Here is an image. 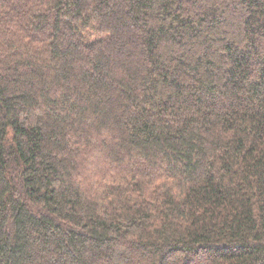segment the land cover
Returning <instances> with one entry per match:
<instances>
[{
    "label": "trees",
    "instance_id": "trees-1",
    "mask_svg": "<svg viewBox=\"0 0 264 264\" xmlns=\"http://www.w3.org/2000/svg\"><path fill=\"white\" fill-rule=\"evenodd\" d=\"M0 264H264V0H0Z\"/></svg>",
    "mask_w": 264,
    "mask_h": 264
}]
</instances>
